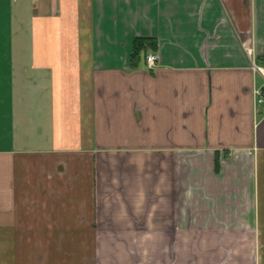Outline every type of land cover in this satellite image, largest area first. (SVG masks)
Wrapping results in <instances>:
<instances>
[{
    "label": "crops",
    "instance_id": "0c3cea01",
    "mask_svg": "<svg viewBox=\"0 0 264 264\" xmlns=\"http://www.w3.org/2000/svg\"><path fill=\"white\" fill-rule=\"evenodd\" d=\"M252 57L264 0H0V264H264Z\"/></svg>",
    "mask_w": 264,
    "mask_h": 264
},
{
    "label": "built area",
    "instance_id": "2783aa9c",
    "mask_svg": "<svg viewBox=\"0 0 264 264\" xmlns=\"http://www.w3.org/2000/svg\"><path fill=\"white\" fill-rule=\"evenodd\" d=\"M248 52L251 53V50L248 49ZM147 61L149 66H153L156 62V54L150 53L147 55ZM252 68L254 71L259 73L264 81V64L257 63L255 57H252ZM257 100L258 102H264V82L261 88L257 90Z\"/></svg>",
    "mask_w": 264,
    "mask_h": 264
},
{
    "label": "trees",
    "instance_id": "16d2710c",
    "mask_svg": "<svg viewBox=\"0 0 264 264\" xmlns=\"http://www.w3.org/2000/svg\"><path fill=\"white\" fill-rule=\"evenodd\" d=\"M146 43V40L144 38H137L134 45V51L132 53V60L136 59L139 55L140 48ZM218 165V164H217Z\"/></svg>",
    "mask_w": 264,
    "mask_h": 264
},
{
    "label": "rangeland",
    "instance_id": "374dc122",
    "mask_svg": "<svg viewBox=\"0 0 264 264\" xmlns=\"http://www.w3.org/2000/svg\"><path fill=\"white\" fill-rule=\"evenodd\" d=\"M115 239L114 238H107V246H112V245H115L114 242ZM114 256V255H113ZM110 257H112L111 254H108V259H110Z\"/></svg>",
    "mask_w": 264,
    "mask_h": 264
}]
</instances>
